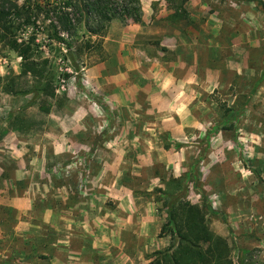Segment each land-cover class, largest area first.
<instances>
[{"label":"rangeland","instance_id":"374dc122","mask_svg":"<svg viewBox=\"0 0 264 264\" xmlns=\"http://www.w3.org/2000/svg\"><path fill=\"white\" fill-rule=\"evenodd\" d=\"M140 2L70 53L18 17L47 95L0 43V264H146L173 242L159 190L193 171L232 264H264V0Z\"/></svg>","mask_w":264,"mask_h":264},{"label":"trees","instance_id":"16d2710c","mask_svg":"<svg viewBox=\"0 0 264 264\" xmlns=\"http://www.w3.org/2000/svg\"><path fill=\"white\" fill-rule=\"evenodd\" d=\"M60 1L37 2L32 8L36 13H32L30 6L19 7L9 0H0V43H5L18 53L22 59L21 75L29 74L37 79V90H41L37 93L44 95L54 92L51 80L45 78V74L49 72L46 70L47 60L39 62L32 58V42L17 41L16 30L20 23L16 25L15 21L18 17L24 16V24L35 25L37 17L41 16L43 22L48 21V35L56 42L64 44L69 53L72 44L77 43L74 36L82 21L90 36H95L96 39L83 41L77 47L78 51L82 47L91 48L94 45L101 48V38L108 24L114 19L125 23H142L140 0ZM71 60L75 62L74 58ZM185 177L186 179H171L164 189L159 190L166 211L161 232L170 235L173 242L168 248L157 251L146 264H232L226 241L214 235L206 223L204 208H208L207 203L200 206L185 197L186 181L191 180L196 186L198 184L196 172H188Z\"/></svg>","mask_w":264,"mask_h":264}]
</instances>
